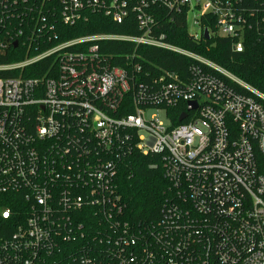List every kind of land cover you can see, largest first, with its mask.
<instances>
[{"label": "built area", "instance_id": "built-area-1", "mask_svg": "<svg viewBox=\"0 0 264 264\" xmlns=\"http://www.w3.org/2000/svg\"><path fill=\"white\" fill-rule=\"evenodd\" d=\"M162 1L187 6L193 38L203 32V14L216 16L225 37L251 29L246 18L255 15L233 0ZM103 6L115 21L128 14L124 0ZM82 7L68 0L62 21H75ZM133 11L139 35L83 36L0 63V71H18L0 77V264H264V106L257 100L264 94L164 34L151 36L152 16ZM109 39L183 56L186 67L159 70L150 83L130 78L94 43ZM232 48L241 52L242 41ZM46 57L41 77L20 74ZM143 66L135 60L130 70L137 75ZM188 102L195 108L187 110ZM181 103L173 124L168 110ZM132 137L141 153L159 155L169 183L153 222L125 219L113 182L121 143ZM86 205L107 227L88 234L73 221L70 212Z\"/></svg>", "mask_w": 264, "mask_h": 264}, {"label": "trees", "instance_id": "trees-1", "mask_svg": "<svg viewBox=\"0 0 264 264\" xmlns=\"http://www.w3.org/2000/svg\"><path fill=\"white\" fill-rule=\"evenodd\" d=\"M68 0H0V42L4 44L0 52V63H14L32 57L55 45L94 34L139 35L143 30L138 27L134 6L152 16L151 36L164 34L165 40L179 47L188 49L232 73L243 82L264 94V26L259 22L264 17V0H233L235 8L241 5L254 11L253 17H247L246 26L240 29L236 37H225L216 33V16L203 14L199 18L202 33L193 38L186 23L187 6L168 8L162 0H124L128 14L120 21H115L105 14L104 6L112 0H81L83 7L80 16L72 23H64L61 13ZM121 0H116L119 2ZM207 31V38L204 37ZM240 39L243 49L235 52L232 44ZM104 56L111 58L113 64L127 70L130 78L137 77L150 83L159 70L184 71L187 58L172 54L151 46H135L123 40H99L94 42ZM71 47L69 50L74 49ZM135 54L136 56H134ZM138 60L143 63V73L133 74L131 64ZM49 64V59L42 58L25 66L20 74L25 78H39ZM148 71V72H145ZM145 72V73H144ZM177 72V73H178ZM180 73V72H179ZM18 71H0V77L13 76ZM261 103V101L257 99ZM181 103L176 109L168 110L173 124H177ZM131 111L127 106L125 113ZM136 138L124 140L122 153L116 159V172L113 182L116 192L124 203V216L129 222H153L160 216L161 204L169 196V183L163 174L158 154H143L137 148ZM155 165L154 167L150 165ZM24 206L18 201L15 207ZM14 208V205H11ZM29 208L31 206H28ZM17 209V208H15ZM93 207L71 211L74 222L83 224L86 233L107 227V224L94 215ZM80 242L63 245L62 255L68 253Z\"/></svg>", "mask_w": 264, "mask_h": 264}, {"label": "rangeland", "instance_id": "rangeland-1", "mask_svg": "<svg viewBox=\"0 0 264 264\" xmlns=\"http://www.w3.org/2000/svg\"><path fill=\"white\" fill-rule=\"evenodd\" d=\"M187 28H188V31L190 33L194 32L196 30L195 27L192 25V14L190 12L187 14ZM152 112H154V111H148L147 115H149ZM158 116H159V118H161L164 121V117H163L162 113H159Z\"/></svg>", "mask_w": 264, "mask_h": 264}, {"label": "water", "instance_id": "water-1", "mask_svg": "<svg viewBox=\"0 0 264 264\" xmlns=\"http://www.w3.org/2000/svg\"><path fill=\"white\" fill-rule=\"evenodd\" d=\"M204 37L207 38V31L204 30ZM195 108V103L194 102H188L187 103V110H191ZM185 117V113L180 114V116L178 117V120L181 121L182 119H184Z\"/></svg>", "mask_w": 264, "mask_h": 264}]
</instances>
